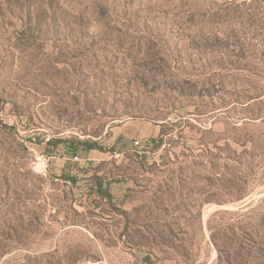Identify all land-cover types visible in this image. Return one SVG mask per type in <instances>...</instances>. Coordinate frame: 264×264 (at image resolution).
<instances>
[{
    "label": "rangeland",
    "instance_id": "obj_1",
    "mask_svg": "<svg viewBox=\"0 0 264 264\" xmlns=\"http://www.w3.org/2000/svg\"><path fill=\"white\" fill-rule=\"evenodd\" d=\"M0 264H264V0H0Z\"/></svg>",
    "mask_w": 264,
    "mask_h": 264
},
{
    "label": "crops",
    "instance_id": "obj_2",
    "mask_svg": "<svg viewBox=\"0 0 264 264\" xmlns=\"http://www.w3.org/2000/svg\"><path fill=\"white\" fill-rule=\"evenodd\" d=\"M65 149L66 150L64 151H66L67 153L65 152L61 153L62 155H59V154L51 155L49 157V161L45 163L44 165L43 171L48 174L55 175L56 178L54 177L53 179L56 181L61 180L65 182L66 179L74 176V175H71L73 171H71L69 167L71 163L73 164L78 163V162H81L82 160L91 162L97 159L96 151L98 150V148L89 149V150L83 151V153H80V151L72 152L68 147H66ZM80 155L83 156V159L81 158ZM99 159H105V158L102 157Z\"/></svg>",
    "mask_w": 264,
    "mask_h": 264
},
{
    "label": "trees",
    "instance_id": "obj_3",
    "mask_svg": "<svg viewBox=\"0 0 264 264\" xmlns=\"http://www.w3.org/2000/svg\"><path fill=\"white\" fill-rule=\"evenodd\" d=\"M59 142H64L67 144V147L72 151V152H77V151H83L82 149L84 148L85 151L86 150H89V149H97V143L93 142V141H77V142H74V141H59ZM82 147V149H80ZM243 208H240L239 210H242ZM237 223H233L232 225L233 226H236ZM208 228L211 230L212 229V226L208 223ZM214 229V228H213ZM211 237V241L213 242V244L215 245V247L220 251V246L219 244L216 242L215 238V234H213V231L210 235ZM225 247V246H224Z\"/></svg>",
    "mask_w": 264,
    "mask_h": 264
},
{
    "label": "built area",
    "instance_id": "obj_4",
    "mask_svg": "<svg viewBox=\"0 0 264 264\" xmlns=\"http://www.w3.org/2000/svg\"><path fill=\"white\" fill-rule=\"evenodd\" d=\"M49 139H50L49 136L45 137V141H49ZM134 143H135V144H138V141L135 140ZM37 159H42V160H44V161L47 160V158H45V156H44L43 154L39 155V156L37 157ZM67 183L69 184L70 182L68 181Z\"/></svg>",
    "mask_w": 264,
    "mask_h": 264
}]
</instances>
